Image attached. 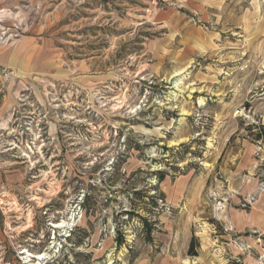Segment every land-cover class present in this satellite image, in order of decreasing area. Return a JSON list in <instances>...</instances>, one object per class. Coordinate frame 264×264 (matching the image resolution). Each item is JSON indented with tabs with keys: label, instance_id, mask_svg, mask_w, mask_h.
Returning a JSON list of instances; mask_svg holds the SVG:
<instances>
[{
	"label": "rangeland",
	"instance_id": "obj_1",
	"mask_svg": "<svg viewBox=\"0 0 264 264\" xmlns=\"http://www.w3.org/2000/svg\"><path fill=\"white\" fill-rule=\"evenodd\" d=\"M27 36L43 73L0 69V264H264V0H1L0 47Z\"/></svg>",
	"mask_w": 264,
	"mask_h": 264
},
{
	"label": "crops",
	"instance_id": "obj_2",
	"mask_svg": "<svg viewBox=\"0 0 264 264\" xmlns=\"http://www.w3.org/2000/svg\"><path fill=\"white\" fill-rule=\"evenodd\" d=\"M0 6H1V0H0ZM42 41H43L42 38L40 40L27 36L19 40L17 44L10 49H4L0 47V69L2 67L4 68L6 67V68L18 70L23 74H26L30 71L43 73L44 56H43ZM10 101L11 100L9 99V103ZM232 219L234 224L239 228L243 227L246 224H249V222H247L245 218L242 217L241 215L240 216L236 215ZM253 220L255 221V218Z\"/></svg>",
	"mask_w": 264,
	"mask_h": 264
},
{
	"label": "built area",
	"instance_id": "obj_3",
	"mask_svg": "<svg viewBox=\"0 0 264 264\" xmlns=\"http://www.w3.org/2000/svg\"><path fill=\"white\" fill-rule=\"evenodd\" d=\"M0 75H1V77H3V80H5L6 82H8V81L10 82L13 74H12L11 71H7L5 69H2ZM101 100L102 101L98 100L99 106H96V107H98V109H102L105 106H109L110 105V104H108L106 102V100H104V98H102ZM91 103H89V105L86 108V110L90 112L89 115L94 116L95 119H99V118L105 119L106 116L104 114H102L99 110H95V106L92 105ZM114 109H115V111H117L119 108H114ZM57 111H58V109H57ZM104 124L105 123L101 121V124H100L99 128L102 129L104 127ZM93 129L96 130V126H94ZM106 131H107V129H105V131L103 132V135H104V133ZM30 151H31V153H33L32 150H30ZM114 160H116L115 157L113 158V162H114ZM113 165H114L113 163L110 164V166H113ZM79 219L80 218L78 217V215L77 214H74L72 217H69L68 220L61 219L58 222H52L51 223V228L53 230L52 232H53L54 236L56 234H58L59 232H61V233L67 232L68 235H70V233L73 231V229L77 227V225H78L77 222L79 221ZM62 224H64V226L63 227H60V225H62ZM63 237L64 238H68L67 235H63ZM56 240H57V237H54V241H56ZM57 243H58V241H57ZM57 243L53 246V248L56 247Z\"/></svg>",
	"mask_w": 264,
	"mask_h": 264
},
{
	"label": "bare ground",
	"instance_id": "obj_4",
	"mask_svg": "<svg viewBox=\"0 0 264 264\" xmlns=\"http://www.w3.org/2000/svg\"><path fill=\"white\" fill-rule=\"evenodd\" d=\"M12 36H14V35H11L10 37H12ZM10 37L8 38V39H10ZM186 72V69H184V70H180V71H177L176 73H175V75H174V77L176 78V77H180V76H182L184 73ZM122 103V102H121ZM200 104H202L203 105V101H201V103ZM117 108V107H116ZM118 108H120V107H118ZM4 127H7V125L6 124H4L3 125ZM178 143H175L174 141H171L170 142V145H173V146H175V145H177ZM209 147H213V145L210 143L209 144ZM27 157H28V155H27ZM205 166L206 167H209V164L208 163H206L205 164ZM64 226V224H62V225H60V227H63ZM207 227V225H205V227L204 228H206ZM26 254H28L27 256V258L29 259V261L30 262H32V258L33 259H35V260H40V261H42V260H45V258H46V255H43V256H40L41 254H39V256H35V255H32L30 252H28V251H26ZM34 262H37V261H34ZM37 264H41V263H37ZM185 264H188V262H185Z\"/></svg>",
	"mask_w": 264,
	"mask_h": 264
},
{
	"label": "trees",
	"instance_id": "obj_5",
	"mask_svg": "<svg viewBox=\"0 0 264 264\" xmlns=\"http://www.w3.org/2000/svg\"><path fill=\"white\" fill-rule=\"evenodd\" d=\"M193 248V247H192Z\"/></svg>",
	"mask_w": 264,
	"mask_h": 264
}]
</instances>
